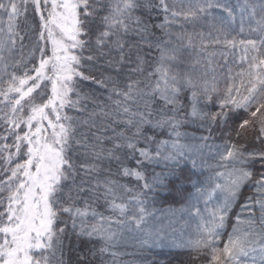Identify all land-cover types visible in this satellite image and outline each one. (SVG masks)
<instances>
[{
    "label": "snow or ice",
    "instance_id": "6c2138e0",
    "mask_svg": "<svg viewBox=\"0 0 264 264\" xmlns=\"http://www.w3.org/2000/svg\"><path fill=\"white\" fill-rule=\"evenodd\" d=\"M237 13L254 39L229 38ZM221 47L241 69L223 89L208 79ZM186 123L208 132L196 147ZM189 162L209 175L154 223ZM69 237L92 247L66 261ZM161 246L196 252L191 264H264V0H0V264H155Z\"/></svg>",
    "mask_w": 264,
    "mask_h": 264
},
{
    "label": "rangeland",
    "instance_id": "374dc122",
    "mask_svg": "<svg viewBox=\"0 0 264 264\" xmlns=\"http://www.w3.org/2000/svg\"><path fill=\"white\" fill-rule=\"evenodd\" d=\"M242 0H232L231 3H234L232 5L233 7H236L239 3H241ZM228 4H230L228 2ZM238 14V13H237ZM214 15L216 16H221V13H218L216 10H214ZM240 17L239 15L236 16V21L233 23L232 27L229 29L230 36L229 38H234L237 42L240 40L244 39H254L255 37L250 36L247 34V31L244 33L240 32ZM247 28V25H245V29ZM188 32L192 31H204L207 32L209 29L204 28H196L193 29L191 26H188L186 29ZM18 43V42H17ZM19 44V43H18ZM17 44V46H18ZM215 51L216 52V57L212 61V66L215 68V72L210 74L208 76V79L211 80L213 78V75L216 77V79L219 81L218 87L220 89H223L225 85V77L228 75L229 69H231L232 74L235 75L239 71H241L240 67L237 66L238 64V58L240 55V52L238 51L233 55L231 50H227V55H221V52H224L225 49L217 48V49H209V52ZM195 55V53H191V50L189 52L184 53L185 56L187 55ZM227 60V63L225 62ZM246 67V65H245ZM209 110L215 111V108H210ZM180 131L182 133H185L188 139H181V143H191L194 147H196L200 141L199 138L201 136H206L208 135V132L206 129H201L199 128L198 125L192 124V123H186ZM227 131V130H225ZM234 135V134H233ZM168 133L167 130L163 133L162 136H160V139H167ZM226 137L222 136L219 131H217L212 139L208 141L209 145L213 146H219L221 145ZM204 152L208 153L210 156L214 154L215 152V147H212L211 149L209 148H204ZM208 163H214L213 160L209 159ZM151 168L149 169V172H151ZM161 170V167H156L155 171L159 172ZM203 173V175H201ZM209 175V170L207 168H195L193 169L191 167V163L189 162L187 165L184 166L183 173H182V179L177 180L175 178H171L169 181V187L167 191L160 192L156 196V203L150 207H155L158 209V211L155 212L154 217H153V222L158 224V225H167L168 224V219L165 218L162 215V212L159 210H166V209H180L182 207H186L187 204L186 202L195 195V189L192 187L193 183L196 184V187H200L201 183H203L207 176ZM219 194H214V200L215 197L218 196ZM198 207L203 208V203H200L197 205ZM101 211V210H99ZM104 211V210H102ZM240 209L237 208V212H239ZM107 215L108 213L105 212ZM186 216H181V219L179 222L175 223L172 225V227L179 229L181 227V224L184 219H186ZM232 225L231 223L228 224L227 231H231ZM179 234V233H177ZM187 234V233H186ZM227 233H225V238H226ZM75 237H69L68 239H72ZM85 241H87V238H84ZM222 247V245H221ZM129 251L131 249H128ZM175 257H184V256H191L193 258L196 257V252L191 251L189 249H177V248H172L168 246H161V247H153L150 249V252L147 254V259L149 261H155V264H164L166 262H170L173 258ZM127 259H131V257H128ZM167 264V263H166Z\"/></svg>",
    "mask_w": 264,
    "mask_h": 264
},
{
    "label": "trees",
    "instance_id": "16d2710c",
    "mask_svg": "<svg viewBox=\"0 0 264 264\" xmlns=\"http://www.w3.org/2000/svg\"><path fill=\"white\" fill-rule=\"evenodd\" d=\"M231 1L232 0H221V3L222 4H226L229 7H233L232 5H234V3H231ZM228 2L230 4H228ZM215 10L218 13H221L223 15V13L219 9H215ZM151 15H152V20L154 22H156V23H159L160 22V18L163 17V13L159 12V10H157L156 12H153ZM237 15H239V14H237ZM25 27H26V25H25L23 19H21L20 20V27H19V31H20L21 35H24ZM171 31L174 32V33H178L180 31H182V29L179 28V27H173L171 29ZM157 35H160V33L157 32ZM165 39H167V38L165 37ZM18 43H19V41H18ZM23 43L26 46L23 52L21 51L20 43L17 46V50H16V54H15L17 59H20L22 55H26L27 54V51H28V47L27 46L29 45V41L27 39H25ZM152 54L156 55V53H152ZM28 67H31V64H29ZM22 71L23 70L21 69L20 72L22 73ZM84 88L85 89H87V88H96V86L91 84L90 82H84ZM69 114H72L71 111L69 112ZM165 131L166 130H164V132ZM9 143H11V141H9ZM132 182L135 183V180H133ZM99 210L102 211L104 209L101 208ZM91 247H92L91 243H88L87 241L82 243L80 240H78L76 238H72V239H68L67 238L65 240V249H64L65 260L67 261L69 258H71L74 261L78 257L82 258L85 255L87 249L91 248ZM193 259L194 258L191 257V256H184V257H175L174 256V258L169 263L168 262H166V263L167 264H191V261ZM166 263H164V264H166ZM195 264H203V261L202 260H195Z\"/></svg>",
    "mask_w": 264,
    "mask_h": 264
}]
</instances>
